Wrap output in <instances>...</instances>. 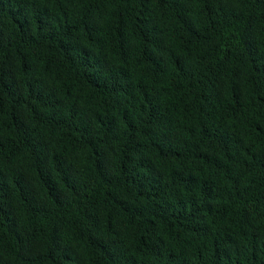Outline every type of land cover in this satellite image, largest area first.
I'll use <instances>...</instances> for the list:
<instances>
[{
	"label": "trees",
	"instance_id": "16d2710c",
	"mask_svg": "<svg viewBox=\"0 0 264 264\" xmlns=\"http://www.w3.org/2000/svg\"><path fill=\"white\" fill-rule=\"evenodd\" d=\"M0 264H264V0H0Z\"/></svg>",
	"mask_w": 264,
	"mask_h": 264
}]
</instances>
